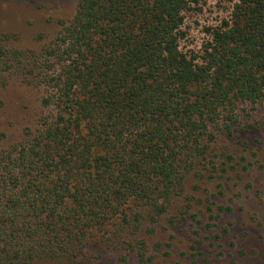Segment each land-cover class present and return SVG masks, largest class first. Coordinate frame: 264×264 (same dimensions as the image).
<instances>
[{
  "label": "trees",
  "instance_id": "trees-1",
  "mask_svg": "<svg viewBox=\"0 0 264 264\" xmlns=\"http://www.w3.org/2000/svg\"><path fill=\"white\" fill-rule=\"evenodd\" d=\"M227 1L200 53L180 48L198 0H79L26 56L46 113L0 149V264L80 259L131 213L139 222L137 209L164 213L197 164L216 170L213 131L264 99V0ZM7 40L0 73L22 64Z\"/></svg>",
  "mask_w": 264,
  "mask_h": 264
},
{
  "label": "rangeland",
  "instance_id": "rangeland-1",
  "mask_svg": "<svg viewBox=\"0 0 264 264\" xmlns=\"http://www.w3.org/2000/svg\"><path fill=\"white\" fill-rule=\"evenodd\" d=\"M78 1L0 0V35L9 37L6 46L21 53L22 63L0 73V149L23 141L46 113L41 69L27 74L25 58L41 56ZM192 7L180 41L186 54L200 53L210 39L207 29L228 20L233 8L227 0H198ZM213 135L216 170L197 164L164 213L139 208V222L131 213L130 225L86 256L33 264H264V99L239 104Z\"/></svg>",
  "mask_w": 264,
  "mask_h": 264
}]
</instances>
